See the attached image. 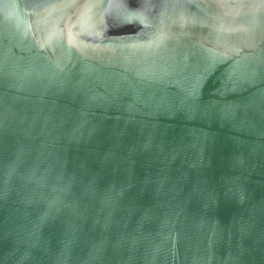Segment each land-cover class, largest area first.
I'll return each instance as SVG.
<instances>
[{"label": "water", "instance_id": "95a60500", "mask_svg": "<svg viewBox=\"0 0 264 264\" xmlns=\"http://www.w3.org/2000/svg\"><path fill=\"white\" fill-rule=\"evenodd\" d=\"M0 264H264V0H0Z\"/></svg>", "mask_w": 264, "mask_h": 264}]
</instances>
